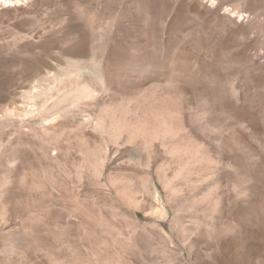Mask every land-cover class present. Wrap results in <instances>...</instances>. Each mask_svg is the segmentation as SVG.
I'll return each mask as SVG.
<instances>
[{
	"label": "rangeland",
	"instance_id": "1",
	"mask_svg": "<svg viewBox=\"0 0 264 264\" xmlns=\"http://www.w3.org/2000/svg\"><path fill=\"white\" fill-rule=\"evenodd\" d=\"M0 0V264H264V0Z\"/></svg>",
	"mask_w": 264,
	"mask_h": 264
},
{
	"label": "bare ground",
	"instance_id": "2",
	"mask_svg": "<svg viewBox=\"0 0 264 264\" xmlns=\"http://www.w3.org/2000/svg\"><path fill=\"white\" fill-rule=\"evenodd\" d=\"M3 4H4L5 6H9V5H12V4H14V3H13V2L11 3L10 0H4V1H3Z\"/></svg>",
	"mask_w": 264,
	"mask_h": 264
}]
</instances>
